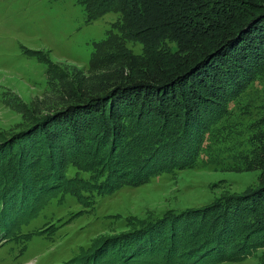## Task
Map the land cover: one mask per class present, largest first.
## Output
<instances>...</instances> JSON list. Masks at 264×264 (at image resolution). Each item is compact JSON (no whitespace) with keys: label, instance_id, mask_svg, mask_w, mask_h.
I'll return each mask as SVG.
<instances>
[{"label":"rangeland","instance_id":"obj_1","mask_svg":"<svg viewBox=\"0 0 264 264\" xmlns=\"http://www.w3.org/2000/svg\"><path fill=\"white\" fill-rule=\"evenodd\" d=\"M120 16L108 11L88 21L78 0H0V264H140L157 255L185 264H264V244L240 258L219 259L204 253L208 243L189 248L199 240L187 235L196 228L193 221L211 217L191 209L225 194L246 197L264 185V154L244 159L249 135L264 121V70L234 99L215 101L226 117L208 113L212 121L194 166L162 170L134 184L116 179L105 191L107 168L116 165L114 148H108L122 146L123 132L119 138L113 128L102 132L101 117L90 116L92 101L125 74L120 63L129 51L120 49L113 63L107 58L93 65L90 58L95 41L108 30L117 34ZM126 45L131 54L141 52L138 41ZM198 120L206 126L201 113ZM242 134L241 142L234 140ZM101 147L109 158L103 164ZM114 172L107 184L122 173ZM165 210L169 220L148 223Z\"/></svg>","mask_w":264,"mask_h":264},{"label":"trees","instance_id":"obj_2","mask_svg":"<svg viewBox=\"0 0 264 264\" xmlns=\"http://www.w3.org/2000/svg\"><path fill=\"white\" fill-rule=\"evenodd\" d=\"M78 1L84 5L88 21L108 11L121 15L116 23L117 34L108 30L104 39L94 42L91 64L107 58L113 63L112 57L120 49L129 51L124 55L125 63H120L127 69L125 74L113 78L105 94L92 101L96 111L90 116L101 117L98 126L102 132L107 134L113 128L118 138L123 132L122 146L117 143L108 148V152L114 148L116 156L111 161L116 165L107 168L105 191L116 186V179L134 184L162 170L194 166L202 149V133L212 121L208 113H218L215 119L226 117L220 115L223 109H215V101L234 99L251 76L264 70V0ZM127 40L142 45L138 55L131 54ZM106 95L108 98L103 97ZM135 109L138 120L130 117ZM200 113L206 126L198 122ZM106 114L116 118L119 127L112 125ZM256 124L258 128L245 146L248 150L244 159L249 162L257 153L264 154V121ZM245 137L238 135L234 140L239 143ZM103 150L101 147L98 151L104 158L102 164L109 159ZM114 170L122 173L107 184ZM262 193L264 196V185L252 190L248 203L240 204L236 199L249 196L225 194L210 206L191 209L194 214L210 211L207 216L211 217L193 221L196 228L187 230V235L199 242L189 248L208 243L204 253L222 256L219 259L240 258L264 244V203L259 202L264 199ZM211 207L217 210L213 213ZM167 210L160 219L148 223L169 220L172 216L168 218ZM183 212L172 211L176 216ZM245 226L250 227L249 232ZM147 258L150 260L140 264H185L163 255ZM116 264H121L119 259Z\"/></svg>","mask_w":264,"mask_h":264}]
</instances>
